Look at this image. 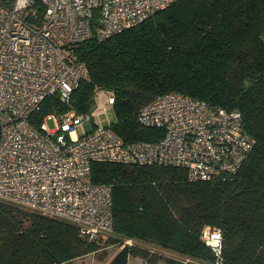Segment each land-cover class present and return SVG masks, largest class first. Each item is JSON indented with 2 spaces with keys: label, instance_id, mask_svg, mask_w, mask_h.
I'll return each mask as SVG.
<instances>
[{
  "label": "trees",
  "instance_id": "trees-1",
  "mask_svg": "<svg viewBox=\"0 0 264 264\" xmlns=\"http://www.w3.org/2000/svg\"><path fill=\"white\" fill-rule=\"evenodd\" d=\"M72 53L88 71L71 94L73 109L90 113L95 91L109 92L115 121L108 126L124 142L163 136L137 116L169 92L239 110L255 139L235 174L210 181H190L176 167L92 164L93 183L112 190L113 229L105 244L121 249L108 264H128L131 257L213 264L205 227L221 231L225 264H264V0H176ZM53 110L65 111L55 96L42 102L31 124ZM102 238L89 241L68 221L0 201V264H70L96 252Z\"/></svg>",
  "mask_w": 264,
  "mask_h": 264
},
{
  "label": "built area",
  "instance_id": "built-area-1",
  "mask_svg": "<svg viewBox=\"0 0 264 264\" xmlns=\"http://www.w3.org/2000/svg\"><path fill=\"white\" fill-rule=\"evenodd\" d=\"M175 1L0 0L1 200L73 223L82 237L96 241L112 233V190L93 183L92 164L176 167L190 181L224 178L241 168L255 139L237 109L176 92L159 95L139 110L137 120L163 136L130 143L109 126L94 125L92 111L73 109L71 94L88 71L72 47L103 41ZM51 96L65 111L53 110L34 126L31 116ZM202 239L213 264H225L221 231L205 227Z\"/></svg>",
  "mask_w": 264,
  "mask_h": 264
},
{
  "label": "rangeland",
  "instance_id": "rangeland-1",
  "mask_svg": "<svg viewBox=\"0 0 264 264\" xmlns=\"http://www.w3.org/2000/svg\"><path fill=\"white\" fill-rule=\"evenodd\" d=\"M110 93L107 91L98 90L94 93V103L96 108L92 111L93 124L97 126H108L115 121L114 113L112 111V107L108 105V98ZM48 129H54V125L52 121L47 122ZM83 128L78 127L76 134L81 135ZM2 202H6L9 204H13L11 202L1 200ZM15 205V204H13ZM17 206V205H16ZM20 207V206H18ZM24 210L27 208L22 207ZM29 211L37 212L34 210L27 209ZM73 224V223H72ZM75 225V224H74ZM110 235L102 236L103 238L99 242V249L96 252L84 255L82 257L76 258L70 262V264H104L110 257H112L118 250L119 245H106L105 242L109 238ZM132 244V243H131ZM128 264H148L141 258L131 257Z\"/></svg>",
  "mask_w": 264,
  "mask_h": 264
},
{
  "label": "crops",
  "instance_id": "crops-1",
  "mask_svg": "<svg viewBox=\"0 0 264 264\" xmlns=\"http://www.w3.org/2000/svg\"><path fill=\"white\" fill-rule=\"evenodd\" d=\"M85 128H87L86 126H85ZM83 134V131L81 132V135ZM81 135H78V136H81ZM130 243H132V241L130 240ZM139 245H141V246H147L146 244H143V243H139ZM121 249V247H119V250ZM116 254V253H115ZM114 254V255H115ZM113 255V256H114ZM112 256V257H113ZM112 257H110L104 264H108L109 262H110V260L112 259ZM139 259V258H138ZM130 260V259H129ZM129 262V261H128Z\"/></svg>",
  "mask_w": 264,
  "mask_h": 264
},
{
  "label": "water",
  "instance_id": "water-1",
  "mask_svg": "<svg viewBox=\"0 0 264 264\" xmlns=\"http://www.w3.org/2000/svg\"><path fill=\"white\" fill-rule=\"evenodd\" d=\"M95 108H96V105H95V103H94V105H93L92 108H91V111H93Z\"/></svg>",
  "mask_w": 264,
  "mask_h": 264
}]
</instances>
